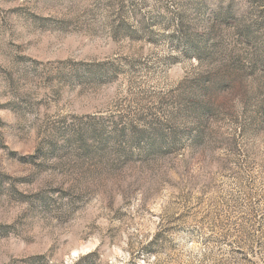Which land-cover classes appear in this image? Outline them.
Returning <instances> with one entry per match:
<instances>
[{
    "label": "rangeland",
    "instance_id": "1",
    "mask_svg": "<svg viewBox=\"0 0 264 264\" xmlns=\"http://www.w3.org/2000/svg\"><path fill=\"white\" fill-rule=\"evenodd\" d=\"M259 59L264 0H0V264H264Z\"/></svg>",
    "mask_w": 264,
    "mask_h": 264
},
{
    "label": "trees",
    "instance_id": "2",
    "mask_svg": "<svg viewBox=\"0 0 264 264\" xmlns=\"http://www.w3.org/2000/svg\"><path fill=\"white\" fill-rule=\"evenodd\" d=\"M213 21L214 23L211 25V31L213 34H215V29L217 28V26H229V27H233L234 29L240 31L242 30V23H243V15L241 14H238V12L235 10V6L233 3L229 4L228 7L222 11L221 13H218L217 15L214 16L213 18ZM249 42V39L246 37V39L244 38L243 39V42L247 43V41ZM264 61H261L260 59L259 60H256V61H252V65H251V72L253 74H256V73H259L260 74V80H261V85L264 86ZM243 70V69H241ZM242 74V73H240ZM245 74V73H243ZM244 75H241L239 78H237V81H241V78H243ZM236 81V80H234ZM239 81V82H240ZM229 81H224L222 83H219L217 84L216 86V89L214 90H217V91H220V90H225L227 89L228 87L227 84H228ZM210 89L207 88L206 89V93H210L209 91ZM208 91V92H207ZM211 109L206 106L204 108V111H203V114H206L208 115L210 113ZM261 112H264V103L263 105L261 106ZM205 115V116H206Z\"/></svg>",
    "mask_w": 264,
    "mask_h": 264
}]
</instances>
